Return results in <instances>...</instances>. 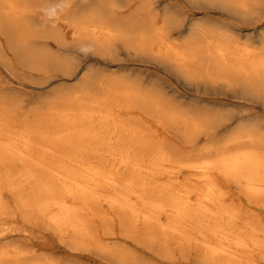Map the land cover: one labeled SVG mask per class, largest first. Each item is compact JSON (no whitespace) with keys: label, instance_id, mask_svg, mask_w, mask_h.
Listing matches in <instances>:
<instances>
[{"label":"rangeland","instance_id":"obj_1","mask_svg":"<svg viewBox=\"0 0 264 264\" xmlns=\"http://www.w3.org/2000/svg\"><path fill=\"white\" fill-rule=\"evenodd\" d=\"M239 152L264 0H0V264H264Z\"/></svg>","mask_w":264,"mask_h":264},{"label":"bare ground","instance_id":"obj_2","mask_svg":"<svg viewBox=\"0 0 264 264\" xmlns=\"http://www.w3.org/2000/svg\"><path fill=\"white\" fill-rule=\"evenodd\" d=\"M249 136V135H248ZM252 138V136H251ZM216 162V160H215ZM219 163L226 168L231 173H238L241 174L244 178L245 182L249 187L254 188V184L264 182V174L260 173L258 171L257 164L255 157L252 154L249 153H236L232 154L231 156L227 155L222 157L219 160ZM208 161L204 164H198L196 165L197 168L202 169L203 171L206 169ZM182 165V164H181ZM84 167V166H83ZM209 168V167H208ZM196 169V167H195ZM89 171V169H88ZM235 175V174H234ZM260 186V185H259ZM245 187V186H244ZM247 188V187H246ZM257 188V187H256ZM259 188V187H258ZM263 189V188H262ZM252 190V188H251ZM256 190V189H255ZM161 193V192H160ZM145 194V193H144ZM154 193H152L153 195ZM143 195V194H142ZM116 198V197H115ZM154 202V201H153ZM141 203V202H140ZM123 204V203H122ZM153 204V203H152ZM156 205V204H155ZM130 207V206H129ZM156 209V208H154ZM133 211V210H132ZM207 211V210H206ZM196 213V212H195ZM202 216V215H201ZM203 217V216H202ZM212 219V218H211ZM218 220V219H217ZM149 221V220H148ZM203 229V228H202ZM238 240V239H237ZM242 242V241H241ZM245 244V243H244ZM246 245V244H245Z\"/></svg>","mask_w":264,"mask_h":264},{"label":"clouds","instance_id":"obj_3","mask_svg":"<svg viewBox=\"0 0 264 264\" xmlns=\"http://www.w3.org/2000/svg\"><path fill=\"white\" fill-rule=\"evenodd\" d=\"M52 14L54 15L55 13L53 12Z\"/></svg>","mask_w":264,"mask_h":264}]
</instances>
